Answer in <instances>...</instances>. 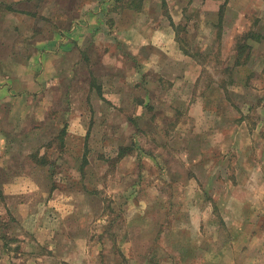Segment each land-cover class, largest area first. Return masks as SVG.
I'll return each mask as SVG.
<instances>
[{"label": "crops", "instance_id": "crops-1", "mask_svg": "<svg viewBox=\"0 0 264 264\" xmlns=\"http://www.w3.org/2000/svg\"><path fill=\"white\" fill-rule=\"evenodd\" d=\"M249 7L264 24V0H0V264H41L45 251L55 256L49 264H133L135 256L123 249L133 244L125 237L132 229L147 231L158 221L159 199L163 207L169 201L156 183L164 161L149 152L153 115L147 106L153 98L177 114L188 102L189 115L200 124L203 104L210 105L205 121L216 129L196 128L197 142L180 132L175 142L168 141L178 151L179 167L193 172L189 182L200 189L192 209L206 200L214 206L201 187L203 167L218 169L227 182L263 171L264 73L251 84L235 77L226 85L213 83L209 95H196L206 66L184 46L207 36L194 26L190 38L184 30L189 21L204 22L210 32L221 28L222 43L233 39L237 46L233 66H238L244 35L232 36L230 27L248 20ZM202 13L208 16L201 20ZM252 35L242 65L247 69L264 64V33ZM245 103L259 116L252 128ZM242 128L253 142L249 146L241 144ZM158 134L166 145V130L159 128ZM61 138L63 150L86 162L80 180L58 178L50 164L37 161L46 150L50 161L59 163ZM93 150L98 155L92 160ZM106 150L117 152L118 168L108 193L123 206L111 228L105 186L91 189L94 179L105 185L106 178H86L87 168L100 173L111 165L110 157L100 155ZM142 166L143 177L146 169L155 174L145 179V196L130 201L132 193L124 192L143 178H128L126 172Z\"/></svg>", "mask_w": 264, "mask_h": 264}, {"label": "rangeland", "instance_id": "rangeland-1", "mask_svg": "<svg viewBox=\"0 0 264 264\" xmlns=\"http://www.w3.org/2000/svg\"><path fill=\"white\" fill-rule=\"evenodd\" d=\"M247 10L248 20L230 27L232 36H235L233 33L238 34V32L244 35L242 48H237L238 66H233L237 46L233 39L222 43L221 28L210 32L208 26L204 28L206 26L204 22L198 23V21H189L184 27L186 33L189 32L190 38L193 36L191 34L193 31L191 30L194 26L199 28L198 30L202 36L204 34L207 35L196 39V45L192 43V40L184 44L186 49L203 60L206 66V71L202 77L203 80L195 91L196 95L198 92L203 97L207 94L209 95L210 86L213 83L226 85L230 81L235 82V77H237L238 83L248 81L251 84L257 81L258 77L264 73L262 71L264 69L263 63L254 64V66L248 69L242 66L247 60V46H249L248 43L251 41V37H253L249 36V34L254 31L264 33V24L257 21V13L252 14L250 7ZM207 16L208 14L202 13L201 20ZM41 25L46 26L44 23ZM200 25L201 27H199ZM221 48L222 54L219 51ZM161 84L163 87L167 86L163 82ZM60 93L61 88H59ZM171 97L173 96L170 94L167 100H170ZM153 99L155 101H152L147 106L149 108L148 111L153 115L150 120L151 123H149L151 129H147L150 144L149 150H151L149 152L160 156V162L161 160L164 161L163 172L159 175V180H156V183H158L159 191L163 194V197L165 198L166 196L168 198L169 196V201L163 207L162 199H159V205L156 207L158 209L154 210V212L158 211V221L153 225H147V231L145 229L143 231L132 229L125 237L127 243L132 242L133 244L132 246L126 244L123 247L127 255L135 256L131 262L133 264H264V177L262 174L264 172V164L262 166L263 171L260 168L257 177L239 178L238 182L234 178H228L227 182V178L219 177V170L212 166L207 165L208 167H203L201 187L205 188V190L203 189V193L207 198L212 200L214 206H210L208 200H206L205 204L203 202L197 209H192V202H198L200 189L197 185L193 186L189 182V175L193 172L187 168L183 169L179 167L178 151L168 144V141L171 143L175 142L179 134L178 132H180L186 139L197 142L200 139L198 140L194 135L196 128L203 127L206 131L216 129L217 127L211 120L207 119L205 121L204 114H210L211 110L207 109L206 111V108H209L210 105L208 101L203 104L205 107L201 111L203 115H200V117L204 121L200 124V122H196L194 117L189 115L187 108L191 104L188 102L181 105L183 109L177 114L171 111V107L169 108V104L166 101L159 102L157 101L159 98ZM189 100H193V97L189 98ZM253 106L251 103H245L244 107L247 110H251L247 119L250 125L248 126L251 128L259 118ZM159 128L166 130V145L162 143V137L158 134ZM242 129L244 132H242L240 137L241 144L249 146L253 142L249 140L245 129ZM229 133H227L228 136ZM57 144L58 152L55 153L56 156L58 155V160L60 159L59 163L56 164L50 161L46 150L42 154H46L47 159L43 155L42 159L37 161L41 162L42 165L50 164L58 178L70 177L78 178V180H80L79 178H83L86 163L84 158L82 159L81 155H79L80 157L77 156V153L74 151V154L70 155L69 153L71 152L68 153L63 150L62 138L57 141ZM259 149L260 156L264 150L262 146ZM103 154L110 157L111 165L101 169L100 173L98 172V167H94L93 169L87 168L90 174H87L86 178H106L105 185L102 184L101 180L98 182L94 179L91 182V189L102 190L105 186L103 190V194L107 198L105 220L106 227L111 228L113 223H117V219H119L118 217L123 211V206L118 205L117 199L108 193V183L111 181V178H117L118 168H116L115 164L116 159L113 158L117 155V152L112 150L100 152V155ZM97 155L98 151L95 152L93 150L89 152V158L92 160ZM236 157L233 156L232 160L235 161ZM34 160L28 164L31 168L33 167L32 162L35 163ZM249 165H252L251 161H249ZM249 165L246 164V167H249ZM145 168L142 166L141 169L137 170V167H131L126 172L128 178H143L142 180L130 183V189L124 192L127 195L132 193L130 201L139 202L145 196L147 187L145 179L151 178L155 174L151 170L146 169L143 177L141 173ZM147 168L152 169L150 166H147ZM130 171L131 173H129ZM230 173L231 171H228V175ZM97 174H99V177ZM210 176L212 178H209ZM183 182L185 185L182 184ZM80 183L83 182L81 181ZM76 185H79V182H76ZM162 190L165 192H162ZM215 206L217 207L215 208ZM162 208L167 209V211H163L162 213ZM154 218H156V215ZM93 225V231H90V233L96 238L98 236L97 224ZM152 228H155V230L151 231ZM146 236L150 238L147 239ZM152 242H154V245L151 244ZM41 255L43 257L41 264H49L55 257L49 251H45ZM125 264L132 263L126 262Z\"/></svg>", "mask_w": 264, "mask_h": 264}, {"label": "trees", "instance_id": "trees-1", "mask_svg": "<svg viewBox=\"0 0 264 264\" xmlns=\"http://www.w3.org/2000/svg\"><path fill=\"white\" fill-rule=\"evenodd\" d=\"M253 36V35H252ZM241 48H242V46H241Z\"/></svg>", "mask_w": 264, "mask_h": 264}]
</instances>
